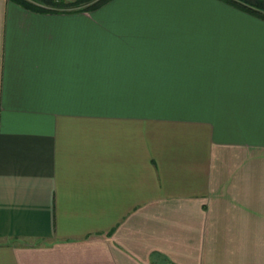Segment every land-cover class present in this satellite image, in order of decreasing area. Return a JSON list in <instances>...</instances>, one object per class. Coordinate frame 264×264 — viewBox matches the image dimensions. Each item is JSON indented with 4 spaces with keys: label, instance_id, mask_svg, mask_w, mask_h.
Returning a JSON list of instances; mask_svg holds the SVG:
<instances>
[{
    "label": "crops",
    "instance_id": "1",
    "mask_svg": "<svg viewBox=\"0 0 264 264\" xmlns=\"http://www.w3.org/2000/svg\"><path fill=\"white\" fill-rule=\"evenodd\" d=\"M61 1L0 0V264H264V19Z\"/></svg>",
    "mask_w": 264,
    "mask_h": 264
},
{
    "label": "trees",
    "instance_id": "2",
    "mask_svg": "<svg viewBox=\"0 0 264 264\" xmlns=\"http://www.w3.org/2000/svg\"><path fill=\"white\" fill-rule=\"evenodd\" d=\"M22 4L27 5L28 7L40 9V10H47V9H58V8H65L68 7V3H63L61 0L58 2H54L53 0H40V2L48 7H42L38 5H34L29 3L26 0H16ZM108 0H80L77 2L78 4H83V8L91 9L94 7H98L104 2ZM229 4H232L236 7L249 11L250 13L264 19V0H223ZM72 4V3H69ZM71 6H74L73 4ZM81 8V7H80Z\"/></svg>",
    "mask_w": 264,
    "mask_h": 264
},
{
    "label": "built area",
    "instance_id": "3",
    "mask_svg": "<svg viewBox=\"0 0 264 264\" xmlns=\"http://www.w3.org/2000/svg\"><path fill=\"white\" fill-rule=\"evenodd\" d=\"M28 1L29 3H32L34 5H38V6H42V7H48L47 5H44L40 2V0H26ZM54 2H58L60 0H53Z\"/></svg>",
    "mask_w": 264,
    "mask_h": 264
}]
</instances>
